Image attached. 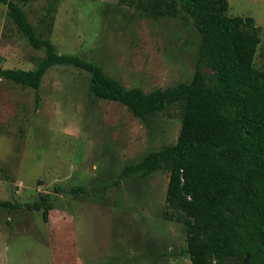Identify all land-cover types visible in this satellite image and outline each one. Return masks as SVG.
Returning <instances> with one entry per match:
<instances>
[{
  "label": "rangeland",
  "instance_id": "obj_1",
  "mask_svg": "<svg viewBox=\"0 0 264 264\" xmlns=\"http://www.w3.org/2000/svg\"><path fill=\"white\" fill-rule=\"evenodd\" d=\"M50 0L23 5L36 34L57 53L99 64L126 88L148 92L190 81L200 34L192 21L142 15L117 0ZM228 16L258 27L253 65L264 69V0H228ZM29 45L0 3V69L33 68ZM208 71L207 68H203ZM88 73L56 65L35 90L0 77V264H191L182 223L162 215L169 173L132 176L105 191L124 165L174 144L179 105L146 119L88 91ZM88 193L74 197L73 186ZM51 196L47 220L26 204ZM227 264H235L227 261Z\"/></svg>",
  "mask_w": 264,
  "mask_h": 264
},
{
  "label": "trees",
  "instance_id": "obj_2",
  "mask_svg": "<svg viewBox=\"0 0 264 264\" xmlns=\"http://www.w3.org/2000/svg\"><path fill=\"white\" fill-rule=\"evenodd\" d=\"M30 1L0 3L29 45L44 56L30 69L1 68L0 77L33 88L37 97L45 72L67 65L88 73L92 95L116 101L140 119L180 106L174 144L124 165L111 184L94 190L103 192L132 176L147 177L164 169L169 177L162 215L184 225L191 264H264V69L253 65L260 42L254 19L228 16V0H117L142 15L190 19L200 34L190 81L144 92L126 88L99 64L57 53L28 21L23 5ZM56 2L48 3V24ZM69 193L76 197L88 189L77 185ZM1 207L15 209L19 204L0 200ZM26 208L42 210L47 220L50 194L40 193Z\"/></svg>",
  "mask_w": 264,
  "mask_h": 264
}]
</instances>
